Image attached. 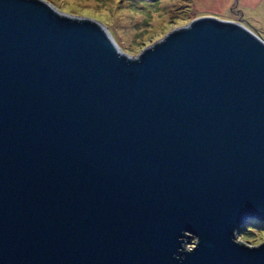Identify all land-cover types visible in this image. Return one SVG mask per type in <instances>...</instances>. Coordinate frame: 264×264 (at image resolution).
<instances>
[{"label":"water","instance_id":"95a60500","mask_svg":"<svg viewBox=\"0 0 264 264\" xmlns=\"http://www.w3.org/2000/svg\"><path fill=\"white\" fill-rule=\"evenodd\" d=\"M264 40L202 16L133 56L0 0V264H264Z\"/></svg>","mask_w":264,"mask_h":264},{"label":"rangeland","instance_id":"374dc122","mask_svg":"<svg viewBox=\"0 0 264 264\" xmlns=\"http://www.w3.org/2000/svg\"><path fill=\"white\" fill-rule=\"evenodd\" d=\"M60 11L104 23L128 54L138 55L176 28L202 16L239 17L264 40V0H219L206 9L197 0H46ZM215 8V9H213ZM218 9V11L216 10ZM126 11L130 19L120 16ZM239 240L262 243L264 221L253 220L237 234Z\"/></svg>","mask_w":264,"mask_h":264},{"label":"bare ground","instance_id":"6f19581e","mask_svg":"<svg viewBox=\"0 0 264 264\" xmlns=\"http://www.w3.org/2000/svg\"><path fill=\"white\" fill-rule=\"evenodd\" d=\"M197 1L202 2L203 7L206 9L207 7H209V6H208V3H209V2H211V1H213V2H218L219 0H197ZM224 1H225V0H224ZM213 9H215V8H213ZM216 10L218 11V9H216ZM119 13H120V16L125 17L126 20L131 18V17L127 16V12H126L125 10H124L123 12L118 11L117 14H119Z\"/></svg>","mask_w":264,"mask_h":264}]
</instances>
